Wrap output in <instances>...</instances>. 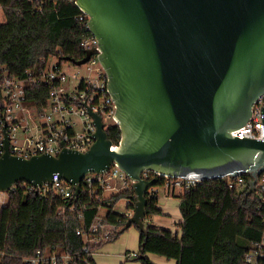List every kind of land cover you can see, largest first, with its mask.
Instances as JSON below:
<instances>
[{"label": "water", "instance_id": "1", "mask_svg": "<svg viewBox=\"0 0 264 264\" xmlns=\"http://www.w3.org/2000/svg\"><path fill=\"white\" fill-rule=\"evenodd\" d=\"M75 2L88 15L99 48L65 59L80 65L98 53L120 140L113 148L101 115L81 100L96 125L88 149L17 155L9 150L5 119L0 191L60 177L74 186L77 198L86 173L117 163L136 193L125 228L136 225L145 234L148 189L158 180L141 177L143 170L205 179L248 174L245 197L253 193L264 171V138L233 131L247 122L264 92V0ZM261 115L264 123V105Z\"/></svg>", "mask_w": 264, "mask_h": 264}, {"label": "trees", "instance_id": "2", "mask_svg": "<svg viewBox=\"0 0 264 264\" xmlns=\"http://www.w3.org/2000/svg\"><path fill=\"white\" fill-rule=\"evenodd\" d=\"M0 4L5 13V20L0 23V63L11 75L22 76L28 69L38 70L44 65L42 58L53 54H60L63 61L66 56L85 55L80 41L90 32L79 19L82 10L75 0H0ZM36 91L30 90L32 102L44 107L46 91H42L43 98ZM107 131L113 142L118 143L119 125L111 124ZM242 176L245 181L234 186L228 176L203 178L194 187L180 188L177 196L183 218L181 233L147 223L148 233H141L135 258L141 264H157L147 256L151 252L174 258L177 264H250L245 254L252 242L264 234V203L255 193L245 197L251 176ZM162 184L160 179L157 185ZM131 193L135 199L134 191ZM7 194L6 204H0V264H27L24 256L54 247L73 256L72 261L58 259L57 264H94L92 252L117 239L126 229V220L118 219L122 214L110 206L105 211L106 223L119 224V228L110 239L86 253L83 239L77 234L81 224L79 213H83L87 226L98 213L96 207L77 206L74 211L67 209L60 214L59 209L70 203L61 195L40 197L25 191L22 185L11 188ZM129 194L117 195L113 204ZM157 204L158 195L149 196L148 216L163 212Z\"/></svg>", "mask_w": 264, "mask_h": 264}, {"label": "built area", "instance_id": "3", "mask_svg": "<svg viewBox=\"0 0 264 264\" xmlns=\"http://www.w3.org/2000/svg\"><path fill=\"white\" fill-rule=\"evenodd\" d=\"M88 18V15L83 11L79 15V19L84 21L87 28ZM80 45L86 52L87 49H98L99 41L90 32L81 39ZM51 58L56 59L57 62L51 63ZM65 61L69 60L63 61L60 54L43 57L42 68L28 69L22 76L11 75L7 67L0 63V156L4 152V131L2 128L5 119L7 121L5 129L9 136V150L13 154L23 156L39 154L44 151L57 155L63 146L79 150L88 149L95 141V137L91 134L96 131V125L93 122L94 116L82 101H85L91 110L101 115L106 129L111 124H106L104 115L114 120L112 124L116 123V104L109 92L108 75L100 63L98 53L92 54L88 61L80 65L75 64L85 67L87 74L82 77L79 76V69L74 73H68L63 68ZM32 89L39 91V98H43V89L46 91L44 107L32 102L30 95ZM5 105H7L6 110ZM263 105L264 92L255 101L252 114L247 122L235 129L233 133L240 137L264 138V123L261 115ZM63 137L64 144L60 142ZM116 144L114 143L112 147L114 148ZM141 177L145 179L155 177L158 181L163 179L162 186L170 190L180 189L183 186L194 187L197 182L203 179H193L189 176L169 177L161 175L155 170L147 169L142 171ZM244 181L242 175L231 177L230 185H239ZM132 182L128 174L117 163H112L109 169L104 172L86 173L81 180V193L77 198L74 186L60 177L51 181L47 180L40 186L22 181L14 184L11 188L22 185L25 191L35 192L40 197H49L52 194L61 195L70 203L59 209L60 214H64L67 209L74 211L77 206L84 209L96 207L98 213L87 226L84 223L83 213H79L81 224L77 228V234L83 239L84 251L91 253V247L99 246L110 239L114 231L119 228V224L108 225L105 220V211L110 206L118 211L116 206L122 198L113 204L114 197L124 192L130 193L123 197L126 209L123 212L118 211L122 214L118 219L127 220L133 215L136 193ZM255 185L256 189L253 193L258 200L264 203V171L258 175ZM160 186L155 184L149 187L148 197L157 195ZM132 190L135 199L131 197ZM74 199L78 202H74ZM4 204L6 202L1 205ZM103 209L104 212H102ZM144 221L146 224L149 223L150 216L147 215ZM136 254L137 252L127 255V257L132 258ZM58 259H63L68 263L72 261L73 256L54 247L49 251L38 249L34 255L23 257V261L27 264H45L49 261L52 264H57ZM262 259H264V234L260 240L252 242L250 249L245 254V260L250 264H261Z\"/></svg>", "mask_w": 264, "mask_h": 264}, {"label": "rangeland", "instance_id": "4", "mask_svg": "<svg viewBox=\"0 0 264 264\" xmlns=\"http://www.w3.org/2000/svg\"><path fill=\"white\" fill-rule=\"evenodd\" d=\"M4 20H5V13L0 4V23L3 22ZM50 62L51 63L57 62V60L54 58H51ZM63 68L68 73H74L76 70L79 69L80 77L85 76L87 74L85 67L76 66L70 61L63 62ZM104 120L107 125L112 124L114 122V120L108 117L107 115H104ZM165 190L166 189H162V191L160 192V196L163 194ZM176 190L180 191L179 188H176ZM7 201H8L7 192L0 191V204L7 202ZM116 208L120 212H123L126 209L124 198L120 200ZM104 211L105 210L103 209L102 212ZM177 213H178L177 211L172 212L173 215L169 216L165 221H163L164 223L160 222L161 221L160 219L162 218L161 215H150L151 221L149 223L154 226L170 228L174 231H177L178 224L176 222L178 221L177 217H179V215L176 216ZM139 237H140L139 228L135 225H131L130 227L126 228L117 239L110 241L109 243L110 248H107L104 245L102 249H100V252L98 251L99 253H97L96 255V260L98 262L101 261L103 264H105L106 262L110 264H141V261L138 258L132 257V259L125 260L124 257H122V251L124 250V248L135 249V250L139 249ZM147 256L150 257L148 253H147ZM158 264H161V263H158Z\"/></svg>", "mask_w": 264, "mask_h": 264}, {"label": "crops", "instance_id": "5", "mask_svg": "<svg viewBox=\"0 0 264 264\" xmlns=\"http://www.w3.org/2000/svg\"><path fill=\"white\" fill-rule=\"evenodd\" d=\"M162 189H166V190L160 196V192L162 191ZM178 192H179V190H176V189L170 190L164 186H160L159 192L157 194L158 195V204L157 205L162 209L163 212L161 214H155V215H161L162 218L160 219L161 220L160 222L164 223L163 221H165L169 216L173 215L172 212L177 211L178 213L176 214V216L179 215V217H177L178 221L176 222L178 224L177 232L180 234L181 233L180 223L182 222L183 218H182V214L180 211V197L177 196ZM140 235H141V233H140ZM139 239H140V237H139ZM109 243L110 242H107L104 245L107 248H110ZM103 246H101L100 248H98L94 252V254H93V257L95 260L94 264H103L101 261L98 262L96 260V255H97V253L100 252V249H102ZM135 252H137V250L124 248V250L122 251V257H124L125 260L132 259V258H128L127 255H130V254L135 253ZM148 254L150 255L151 260L154 262L156 261L155 263H157V264L158 263H161V264H177V261L174 258L168 259L167 257H165L163 255H159V254H155V253H151V252H149ZM105 264H110V263L106 262Z\"/></svg>", "mask_w": 264, "mask_h": 264}, {"label": "bare ground", "instance_id": "6", "mask_svg": "<svg viewBox=\"0 0 264 264\" xmlns=\"http://www.w3.org/2000/svg\"><path fill=\"white\" fill-rule=\"evenodd\" d=\"M189 177H190V178H193V179H201L203 176L200 177V178H199V177H194V176H189Z\"/></svg>", "mask_w": 264, "mask_h": 264}]
</instances>
